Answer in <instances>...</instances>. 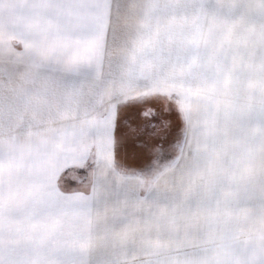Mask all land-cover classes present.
<instances>
[{"label":"snow or ice","instance_id":"1","mask_svg":"<svg viewBox=\"0 0 264 264\" xmlns=\"http://www.w3.org/2000/svg\"><path fill=\"white\" fill-rule=\"evenodd\" d=\"M28 3L24 43L0 42V264H264L226 219L264 211V167L254 182L214 123L131 95L165 41L129 33L122 0Z\"/></svg>","mask_w":264,"mask_h":264},{"label":"rangeland","instance_id":"2","mask_svg":"<svg viewBox=\"0 0 264 264\" xmlns=\"http://www.w3.org/2000/svg\"><path fill=\"white\" fill-rule=\"evenodd\" d=\"M143 1L149 7L121 10L127 30L132 35L150 32L165 46L160 58L145 66L147 75L131 95L160 103L165 111L170 106L181 110L191 126L235 111L239 106L232 105L233 99L264 95L257 90L264 87V10L258 6L264 0ZM193 44L208 52L206 76L182 70L185 50ZM67 179L76 177L69 173Z\"/></svg>","mask_w":264,"mask_h":264},{"label":"crops","instance_id":"3","mask_svg":"<svg viewBox=\"0 0 264 264\" xmlns=\"http://www.w3.org/2000/svg\"><path fill=\"white\" fill-rule=\"evenodd\" d=\"M122 3L125 5L123 9L128 10L149 7L143 0H122ZM258 6L264 10V2L258 3ZM30 13L31 5L28 0H16V3L13 0H0V21L6 25L4 30H0V42L11 49H19L24 42L20 39L17 29L28 21ZM241 85L239 89L243 91L244 84L241 82ZM257 90L262 93L264 87H257ZM233 100L232 105H238V109L222 113L223 116L216 114L207 119H198L195 127H206L214 123L219 158L242 160L253 181L259 183L258 173L264 167V123L260 122L258 116L264 110V95L245 99L246 101L244 97ZM248 116L252 118L246 119ZM221 214L224 215L223 209ZM226 219L237 227V235L241 241L255 243L257 248L264 245V211H258L254 204H250L241 215L226 216Z\"/></svg>","mask_w":264,"mask_h":264},{"label":"trees","instance_id":"4","mask_svg":"<svg viewBox=\"0 0 264 264\" xmlns=\"http://www.w3.org/2000/svg\"><path fill=\"white\" fill-rule=\"evenodd\" d=\"M161 106H162V105H161L160 103L156 104V103H154V101H153L152 104L149 106V108H148L146 114H150V111H151V108H152V107H155L156 109H159V110L165 111V109H163Z\"/></svg>","mask_w":264,"mask_h":264}]
</instances>
